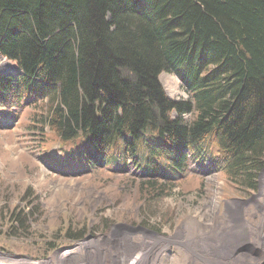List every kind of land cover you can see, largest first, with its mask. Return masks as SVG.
I'll use <instances>...</instances> for the list:
<instances>
[{"label":"trees","instance_id":"trees-1","mask_svg":"<svg viewBox=\"0 0 264 264\" xmlns=\"http://www.w3.org/2000/svg\"><path fill=\"white\" fill-rule=\"evenodd\" d=\"M0 54L20 70L0 73V110L27 99L82 164L129 154L173 173L204 158L237 189H258L264 0H0ZM164 71L190 99L167 96Z\"/></svg>","mask_w":264,"mask_h":264},{"label":"rangeland","instance_id":"rangeland-1","mask_svg":"<svg viewBox=\"0 0 264 264\" xmlns=\"http://www.w3.org/2000/svg\"><path fill=\"white\" fill-rule=\"evenodd\" d=\"M19 71L0 54V73ZM160 80L190 99L175 73ZM37 112L27 99L0 110V264H264V169L244 192L204 158L173 173L129 154L82 164Z\"/></svg>","mask_w":264,"mask_h":264}]
</instances>
